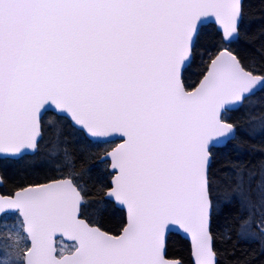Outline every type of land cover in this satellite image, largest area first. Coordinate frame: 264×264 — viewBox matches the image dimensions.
<instances>
[{
  "label": "snow or ice",
  "instance_id": "snow-or-ice-1",
  "mask_svg": "<svg viewBox=\"0 0 264 264\" xmlns=\"http://www.w3.org/2000/svg\"><path fill=\"white\" fill-rule=\"evenodd\" d=\"M245 20L243 0H0V159L35 154L48 130L59 158L55 177L0 195V225L18 220L24 246L0 264H180L166 257L172 231L190 237L193 264H218L214 219L237 201L251 210L253 196L264 208V159L258 181L243 163L216 168L226 149L244 150L230 113L264 93V65L232 48ZM67 136L121 141L99 176L105 203L124 212L116 231L88 218Z\"/></svg>",
  "mask_w": 264,
  "mask_h": 264
},
{
  "label": "trees",
  "instance_id": "trees-1",
  "mask_svg": "<svg viewBox=\"0 0 264 264\" xmlns=\"http://www.w3.org/2000/svg\"><path fill=\"white\" fill-rule=\"evenodd\" d=\"M244 8L246 20L243 31L247 37L242 36L240 41L232 46L235 54L242 62L250 63L255 60L256 67L264 65V0H245ZM216 40V28L211 26L207 29L203 43L209 47ZM199 60L189 73V82L195 84L200 78ZM251 104L246 102V106L238 111L230 113L229 122L237 125V140L233 144H242L244 150L236 152L226 149L217 156L216 168L220 169L229 162L243 163L250 169L257 172L259 180V164L264 159V153L252 151L249 146L257 148L264 146V134L253 133V122L251 120H262L264 118V93L252 97ZM248 106V107H247ZM47 119V117H46ZM71 143L61 145L73 152L76 159V171L80 176V184L88 195L86 196L87 216L91 222L101 225L105 230L116 231L124 220V212L120 209H113L105 203V198L100 191L99 176L102 171L107 170L108 161H100V157L111 149L119 140L110 143H87L76 142L73 136H67ZM57 138L53 130L46 131L44 139L39 143V149L35 154L25 155L19 159L0 160V168L4 178V184L0 191L4 194H12L15 190L30 184L46 182L49 177H55L53 164L59 158L49 155L50 149L56 145ZM45 161L48 163L43 164ZM110 175H105V180L110 179ZM255 187V185H254ZM256 207L249 210L241 208L239 202H234L222 215L214 219L213 229L221 233V238L216 242L218 251V264H264V247L260 234V225L264 219V208H260L258 198L253 196ZM250 221V222H249ZM18 220L9 218L8 224L14 225ZM249 235L247 238L240 236L241 228ZM3 233L9 235L12 243L11 233L1 225ZM227 232L228 239L223 238V233ZM255 237V238H253ZM168 256L179 258L184 264H193L191 257V247L188 240L179 234L172 233L168 237Z\"/></svg>",
  "mask_w": 264,
  "mask_h": 264
},
{
  "label": "rangeland",
  "instance_id": "rangeland-1",
  "mask_svg": "<svg viewBox=\"0 0 264 264\" xmlns=\"http://www.w3.org/2000/svg\"><path fill=\"white\" fill-rule=\"evenodd\" d=\"M252 101V100H251ZM251 101H250V103L248 104V106L251 104ZM245 106H246V104H245ZM244 106V107H245ZM247 106V107H248ZM243 107V108H244ZM252 122H253V128L252 129H254V130H260V124H261V121L260 120H255V119H253V120H251V125L250 126H252ZM258 132V131H257ZM46 163H48V161H45L43 164H46ZM17 228L20 226L19 225V222H17V223H15L14 224ZM10 227L9 228H7L8 229V232L9 233H11V238H12V243H10V241H9V235H8V233H6V232H4L3 233V231H1L0 232V258H4L5 257V255L6 254H8L7 255V259H9V260H11L12 258H13V256H12V254L15 252V250L17 249V248H23L24 246H23V244H19V245H17V242H16V237H15V233L12 231V229H11V226L12 225H9ZM2 230V229H1ZM59 244H63L66 248H70L71 246H72V244L73 243H67V242H65L64 240H59V242H58V245Z\"/></svg>",
  "mask_w": 264,
  "mask_h": 264
},
{
  "label": "water",
  "instance_id": "water-1",
  "mask_svg": "<svg viewBox=\"0 0 264 264\" xmlns=\"http://www.w3.org/2000/svg\"><path fill=\"white\" fill-rule=\"evenodd\" d=\"M244 1L245 0H243V4H244ZM121 141H119L118 143H120ZM113 147H115V145L113 146ZM112 147V148H113ZM111 149H109L108 151H110ZM36 153V152H35ZM29 154H33L32 152H25L24 154H22V156H24V155H29ZM104 155H105V153L100 157V161H102V157H104ZM22 156H20V157H12V159H18V158H21ZM4 159V158H3ZM103 161H106V160H103ZM102 161V162H103ZM0 178H2V182H0V187L4 184V178H3V175H2V172H1V169H0ZM43 183V182H42ZM26 187V186H25ZM18 190V189H17ZM16 191V190H15ZM0 195H11V194H4V193H2L1 191H0ZM172 233H176V234H179L180 236H182L183 238H185L186 240H188L189 241V243H190V247H191V257H192V245H191V239H190V237H188L187 235H185L183 232H181V231H172V232H170L168 235H167V237H166V257L168 258V259H171V260H178V261H180V264H184L183 263V261L181 260V259H179V258H172V257H169L168 256V237H169V235L170 234H172ZM59 239H60V237H57V243H58V241H59ZM63 240H65L66 242H73V241H71L70 239H68V238H63ZM192 261H193V257H192Z\"/></svg>",
  "mask_w": 264,
  "mask_h": 264
},
{
  "label": "flooded vegetation",
  "instance_id": "flooded-vegetation-1",
  "mask_svg": "<svg viewBox=\"0 0 264 264\" xmlns=\"http://www.w3.org/2000/svg\"><path fill=\"white\" fill-rule=\"evenodd\" d=\"M0 232H1V229H0Z\"/></svg>",
  "mask_w": 264,
  "mask_h": 264
}]
</instances>
